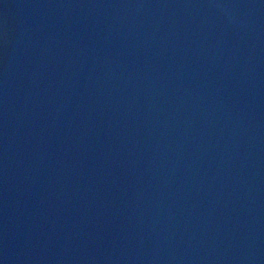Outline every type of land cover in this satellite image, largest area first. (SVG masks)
<instances>
[{"label":"water","instance_id":"obj_1","mask_svg":"<svg viewBox=\"0 0 264 264\" xmlns=\"http://www.w3.org/2000/svg\"><path fill=\"white\" fill-rule=\"evenodd\" d=\"M0 264H264V0H0Z\"/></svg>","mask_w":264,"mask_h":264}]
</instances>
